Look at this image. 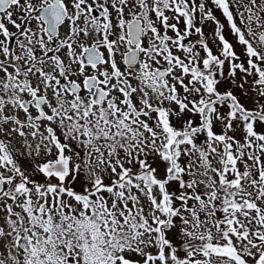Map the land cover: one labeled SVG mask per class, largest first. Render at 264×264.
I'll return each instance as SVG.
<instances>
[{
    "label": "snow or ice",
    "instance_id": "obj_1",
    "mask_svg": "<svg viewBox=\"0 0 264 264\" xmlns=\"http://www.w3.org/2000/svg\"><path fill=\"white\" fill-rule=\"evenodd\" d=\"M0 264H264V0H0Z\"/></svg>",
    "mask_w": 264,
    "mask_h": 264
},
{
    "label": "rangeland",
    "instance_id": "obj_2",
    "mask_svg": "<svg viewBox=\"0 0 264 264\" xmlns=\"http://www.w3.org/2000/svg\"><path fill=\"white\" fill-rule=\"evenodd\" d=\"M209 27H211V26H209ZM208 29L206 28V31H207Z\"/></svg>",
    "mask_w": 264,
    "mask_h": 264
}]
</instances>
